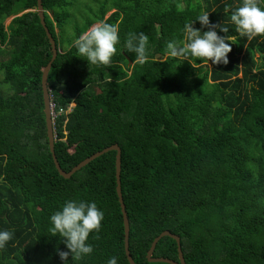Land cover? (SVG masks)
I'll use <instances>...</instances> for the list:
<instances>
[{
  "label": "trees",
  "instance_id": "1",
  "mask_svg": "<svg viewBox=\"0 0 264 264\" xmlns=\"http://www.w3.org/2000/svg\"><path fill=\"white\" fill-rule=\"evenodd\" d=\"M241 2L42 0L59 49L47 80L59 113L54 154L68 172L97 151L120 147L136 264H167L146 257L165 230L179 236L186 264H264V36L249 41L236 32L230 13ZM36 8L37 0H0V229L14 232L0 264H62L57 249H67L48 233V217L68 199L94 201L104 213L99 232L88 238L93 253L77 264H106L111 256L129 264L116 152L68 179L55 168L41 89L52 55ZM82 8L89 16H77ZM202 10L211 23L229 28L216 29L231 40L229 62L165 60L166 43L181 40L183 24ZM100 21L119 28L109 66L88 65L72 47ZM193 26L200 28L199 21ZM129 32L149 37L143 65L121 50ZM153 256L178 262L176 241L160 238Z\"/></svg>",
  "mask_w": 264,
  "mask_h": 264
},
{
  "label": "clouds",
  "instance_id": "2",
  "mask_svg": "<svg viewBox=\"0 0 264 264\" xmlns=\"http://www.w3.org/2000/svg\"><path fill=\"white\" fill-rule=\"evenodd\" d=\"M199 21L200 28L193 26ZM230 22L240 36L249 41L257 36H264V0H242L230 13ZM206 30H202L205 29ZM224 33L228 27H221L210 22L209 12L201 11L195 19L186 21L182 28V39H172L166 43L167 59L209 60L213 65L227 64L232 44L228 35H218L216 29ZM118 25L105 21L93 23L72 41L76 55L85 59L88 65L109 66L120 44ZM122 51L134 53L135 63L143 65L149 61V37L144 32H129L124 39ZM51 100V98H50ZM53 121L59 114L51 101ZM61 113V111L59 110ZM104 213L94 201L68 199L48 217V233L61 238L67 250L57 249L62 264H77L84 257L93 253V246L88 243L89 235L99 232ZM14 232L0 229V250L13 239ZM71 256V261L68 257ZM106 264H118V258L111 256Z\"/></svg>",
  "mask_w": 264,
  "mask_h": 264
},
{
  "label": "water",
  "instance_id": "3",
  "mask_svg": "<svg viewBox=\"0 0 264 264\" xmlns=\"http://www.w3.org/2000/svg\"><path fill=\"white\" fill-rule=\"evenodd\" d=\"M28 11V10H27ZM27 11H24L22 13H25ZM39 20L41 25L43 26L46 36L48 38L50 47H51V59L50 61L47 63V65L43 68L42 70V75H41V89H42V100H43V106H44V115H45V124H46V133H47V139H48V146H49V150L51 152L52 158H53V162L55 164V168L57 169L58 173L60 174V176H62L65 179L70 178L77 170H79L80 168H82L83 166L87 165L89 162H91L92 160H94L95 158L101 156L102 154L109 152V151H115L116 155H115V178H116V193L118 196V201L120 204V208H121V213H122V218H123V227H124V252L127 258V261L129 264H136L134 262V260L132 259L131 255H130V251H129V221H128V217L126 214V210H125V205L123 202V198H122V192H121V184H120V172H121V149L117 144H113L111 146H108L100 151L95 152L94 154H92L91 156L85 158L84 160H82L80 163H78L77 165H75L70 171L66 172L64 170H62L60 168V165L56 159V156L54 154V142H55V133H54V121L52 119L51 116V100H50V94H49V89L47 87V80H48V74L52 65V62L54 61V59L57 56V53L59 52V49L56 46V43L54 41V39L52 38L50 32L48 31L46 24H45V20H44V9L42 6V0H37V8H36ZM21 13V14H22ZM19 14V15H21ZM128 65L131 66L132 62L130 60H128ZM164 236H169L170 238L174 239L176 241V245H177V253H178V262L177 261H173L167 258H163V257H154L153 256V252L155 249V246L157 244V242L159 241L160 238L164 237ZM147 260L149 262H163V263H167V264H186L182 251H181V245H180V238L179 236L171 233L168 230L162 231L158 236H156L152 243L151 246L149 248V250L147 251L146 254Z\"/></svg>",
  "mask_w": 264,
  "mask_h": 264
},
{
  "label": "rangeland",
  "instance_id": "4",
  "mask_svg": "<svg viewBox=\"0 0 264 264\" xmlns=\"http://www.w3.org/2000/svg\"><path fill=\"white\" fill-rule=\"evenodd\" d=\"M85 7L87 8V6H85ZM112 11H113V10H112ZM112 11H111V12H112ZM109 13H110V12H109ZM109 13H107V14H109ZM81 14H82V16H89V15H86L87 13H86V11H85V8L80 9V12L77 13V16H79V17L81 18V17H82ZM49 15L51 16L50 13H49ZM8 21H9V19L6 20L5 24H7ZM56 31H58L57 28H56ZM63 47L65 48L66 45H63ZM256 56H257V55H256ZM0 78H1V74H0Z\"/></svg>",
  "mask_w": 264,
  "mask_h": 264
},
{
  "label": "built area",
  "instance_id": "5",
  "mask_svg": "<svg viewBox=\"0 0 264 264\" xmlns=\"http://www.w3.org/2000/svg\"><path fill=\"white\" fill-rule=\"evenodd\" d=\"M61 111V110H60Z\"/></svg>",
  "mask_w": 264,
  "mask_h": 264
}]
</instances>
